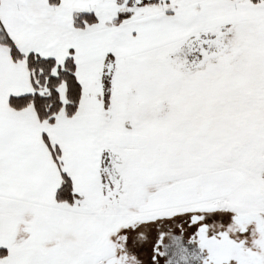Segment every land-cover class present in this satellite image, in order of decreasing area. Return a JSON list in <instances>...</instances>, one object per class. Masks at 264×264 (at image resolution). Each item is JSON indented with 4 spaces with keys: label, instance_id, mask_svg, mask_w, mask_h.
I'll return each mask as SVG.
<instances>
[{
    "label": "snow or ice",
    "instance_id": "1",
    "mask_svg": "<svg viewBox=\"0 0 264 264\" xmlns=\"http://www.w3.org/2000/svg\"><path fill=\"white\" fill-rule=\"evenodd\" d=\"M0 264H264V0H0Z\"/></svg>",
    "mask_w": 264,
    "mask_h": 264
}]
</instances>
